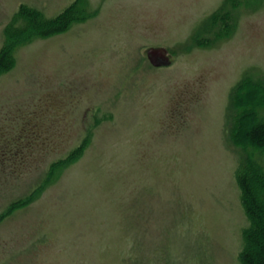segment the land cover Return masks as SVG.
<instances>
[{
  "label": "rangeland",
  "instance_id": "1",
  "mask_svg": "<svg viewBox=\"0 0 264 264\" xmlns=\"http://www.w3.org/2000/svg\"><path fill=\"white\" fill-rule=\"evenodd\" d=\"M73 2L0 0V52L25 28L0 72V264H241L231 93L264 80V0H81L48 36L13 21Z\"/></svg>",
  "mask_w": 264,
  "mask_h": 264
},
{
  "label": "trees",
  "instance_id": "2",
  "mask_svg": "<svg viewBox=\"0 0 264 264\" xmlns=\"http://www.w3.org/2000/svg\"><path fill=\"white\" fill-rule=\"evenodd\" d=\"M79 3L81 0H75L52 19H44L40 13L20 6L13 21H21L32 32L31 36L53 35L64 31L73 20L81 17ZM24 30L23 26L18 27L13 22L6 27L7 44L0 52V72L9 70L11 43L15 40L13 37ZM263 96L264 80H255L248 76L242 77L231 93V105L235 110L230 130L231 139L245 153L237 170L241 204L248 220V226L242 234L243 248L239 255L241 264H264V172L250 160L248 154L249 147L264 149V118L252 116L255 103Z\"/></svg>",
  "mask_w": 264,
  "mask_h": 264
},
{
  "label": "water",
  "instance_id": "3",
  "mask_svg": "<svg viewBox=\"0 0 264 264\" xmlns=\"http://www.w3.org/2000/svg\"><path fill=\"white\" fill-rule=\"evenodd\" d=\"M146 57L150 65L153 67H167L171 64V60L164 48L150 47L146 49Z\"/></svg>",
  "mask_w": 264,
  "mask_h": 264
}]
</instances>
